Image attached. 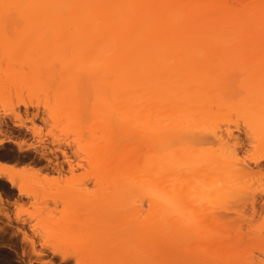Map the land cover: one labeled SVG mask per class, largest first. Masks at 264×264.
Listing matches in <instances>:
<instances>
[{"label":"bare ground","instance_id":"1","mask_svg":"<svg viewBox=\"0 0 264 264\" xmlns=\"http://www.w3.org/2000/svg\"><path fill=\"white\" fill-rule=\"evenodd\" d=\"M0 53L10 60L7 72L23 71V61L43 68L44 97L50 90L59 100L50 103V120L90 135L78 141L90 165L79 183L2 154L0 185L41 205L57 201L62 184L90 183L119 199L117 207L102 197L78 203L107 217L97 231L130 232L143 254L153 244L212 235L237 249L232 263L264 264V0H0ZM25 71L0 75L2 105L33 96L38 78ZM13 125L37 132L34 123ZM5 128L0 117V147L41 151ZM246 143L251 159L240 148ZM6 192L0 204L10 201ZM11 219L1 207L0 232L15 229L30 242ZM52 236L45 247L63 261L75 256Z\"/></svg>","mask_w":264,"mask_h":264},{"label":"rangeland","instance_id":"2","mask_svg":"<svg viewBox=\"0 0 264 264\" xmlns=\"http://www.w3.org/2000/svg\"><path fill=\"white\" fill-rule=\"evenodd\" d=\"M0 60H1L0 65L2 67V68L0 67V75L4 77H6L8 74L9 75H15L17 73L19 74L25 70H26L25 72H28L30 70L32 71V68H33L31 67L30 69L26 65H23L25 64L23 61V63H21L22 65H20V66H23V71L20 70L21 72H19L18 68L20 69V67L17 64L18 67H15L16 68L15 70H12L11 68L10 70L12 72L11 71L7 72L9 67L5 68L4 62H5V65L9 66V64H11L9 63L10 60H8V58H6V56L1 53H0ZM44 71L45 70H43V68L42 70L41 68H39L38 71H35L33 69L32 73H34L33 76L35 75L37 76L36 78H38L40 77V74L41 76H44ZM14 72H17V73H14ZM40 78H38L36 83L32 82L34 86L36 85L37 86L31 89L33 90L36 89L37 91L32 90L34 93H32L33 96H31V94L29 95L31 96V98L33 97V99H31L30 102H28L30 99H28L29 96L25 92H24L25 96H23V94H22L23 97L21 96L22 100L24 98V102L20 101L19 103V100L17 99V97H15V101L18 100V102L15 103V101L13 100L14 99L13 97L15 95H13L11 98L12 103L9 104L10 106L8 105L9 102H7V104L6 102H3L5 106L2 105V103L0 102V105L2 107L4 106L3 108L0 106V109L2 108L0 110V117H4L5 121L7 122L8 127L10 128V129L5 128V130H7L6 131V133L8 134L7 136H10V138L12 139L21 138L22 140L26 141L25 142L26 144L27 143H33L35 145L37 144V146L39 147V150H41L40 151L41 154H39L40 152L39 153L32 152L31 149H25L23 151L17 152V149L15 150L16 147H14L13 144L5 143L3 146L0 147V155L3 154V157L6 160L10 159L9 161L11 162H14L13 160H15V162L18 161L17 162L18 166H23L22 164H24V166L29 165L31 167L38 168L41 172H46L48 174H52L56 176L58 175L59 172H61L63 176L64 175L66 176L64 177L66 178L68 182H69L68 179L70 178V180H73V182L75 181L74 183H76V181L79 183L81 179L85 175L89 174L90 172V165L88 162L89 158L83 152H80V149H79L80 148L79 142L81 143L82 136L83 137L88 136L87 138L90 137V135L88 134L89 131L86 130L88 135L87 134L85 135V133H83L85 136L83 134H80L82 135L80 136L79 135L80 129L78 130V128L73 126V124H71L72 127L70 126V124L68 125L69 127H66L67 124L65 123L66 121L68 122V120L66 119H64L66 121L62 119V121H64L63 123H61L62 121H60L59 124L57 122V124L54 125L55 123H53L52 120H50V118L48 117V114H50L48 109L53 108L52 106L50 107V103H53V102L55 103L56 101H58L59 103V100H56L53 98L54 95L53 96L51 95L53 94V92L51 93L50 90H49V93H50L49 95H48V90H46L47 97L46 95L44 97L43 90L45 88H44V85L41 86V84L43 83V81L41 80H45V79H43L44 77L42 79ZM17 79H20V77L18 76ZM17 81L19 82V80ZM40 81L42 83H40ZM38 82L40 84H38ZM37 87H41V88H37ZM11 88L13 89L14 87H11ZM40 89L42 91H40ZM35 92L37 93V95ZM44 93H45V90H44ZM50 95H51V98H49ZM25 98L28 101L25 100ZM47 98L48 100H46ZM37 99L40 101L38 102ZM42 101L43 102L49 101L48 102L49 104L46 102L49 106L46 103L42 104ZM60 102L61 104L63 103L62 100H60ZM56 103H55V106H56ZM6 105L9 106V108L11 107L10 111L8 107L6 108ZM22 105H27V108L23 107ZM43 105L45 108L43 107ZM78 112L82 113L79 110ZM6 113H8L7 117L4 115ZM13 123L24 124L27 126L34 123L37 127V132L36 134L32 135L30 131L25 130L26 129L25 127H15ZM89 123L90 122H88V125L86 126L84 125V127L85 128L87 126L89 127ZM71 128L74 130H72ZM76 130L77 132H79L78 134ZM78 137L80 140H77ZM55 138L56 139L58 138V139L52 142V139L54 140ZM83 139H86V138H83ZM26 144L24 145V147H26ZM40 146H41V149H40ZM240 148L241 150L244 149L242 151L244 154L243 156H245V158L247 159H251L252 153L249 152V147L247 143L245 145L244 144L241 145ZM70 167L72 168L71 171L69 170ZM73 182L69 183L70 186H68V183H67L66 185L62 184L60 188H57L58 192L55 193L56 194L55 196L56 197L58 196L57 197L58 200L55 201L56 200L55 199L54 200L55 202L48 200V203L46 202L44 203L45 205L44 204L40 205V203L34 204L31 202L29 198H24L23 196L21 198L19 196L17 197L16 190L13 189L11 193L9 189L6 188L5 184L0 185L1 191L2 192L7 191L5 194L6 195L8 194L7 195L9 197L8 200H10L8 203H6V205L0 204V208L1 207L4 208V211L12 218L11 224L13 225L15 224L14 226L16 228H19V229L21 228L20 230L25 229L24 231L26 232L28 231V233L32 235L30 237L32 238L30 239V242L31 244H33L31 245L29 241L26 242L22 240V234L20 232L17 233V231H14L15 229L6 230L5 232H0V264H75L76 259L83 263L85 262L87 264L89 263L90 264L91 263H94V264H137L139 263L141 264L140 262L143 260H140L139 257L141 258V255L143 254V252L141 251L142 250L141 242L138 243V241H140L139 238L134 236V234L132 235V233L130 232L125 233L124 231H121L124 233H119L118 231H115L113 233L110 232L109 234H106V233L103 234L97 231L100 225H102L101 223H104L107 217L105 218L104 215L100 216V214L97 216L91 214V212H93V210L90 211L91 207H93L92 205L91 206L89 205L90 206L89 207L86 203L85 205H87V207H85V209L87 210H85L81 206L83 201L90 202V200L93 198H94L93 199L94 201V200H97L98 197H102V198H106L105 204L108 203L109 205L111 204L110 207L112 206L117 207L116 203H117V200L119 199L116 198L114 195H112L111 197V195L106 194L104 191H100L96 189V187L92 186L90 183L84 185L81 182L78 185L75 184L76 185L75 186L73 185ZM54 192H55V189H54ZM75 195L78 197V199L76 197V200H75ZM114 197L116 200L114 199ZM14 199L21 205L19 204L18 206L17 203H15L14 205L13 204L15 202ZM80 201H81V204L79 205L78 203ZM94 202L93 203L91 202V204H94ZM110 202H113L115 205H113V203H110ZM38 211H40V213H38L39 216L37 215ZM16 213L19 214V217H20L19 221L17 220L14 221L13 219ZM29 215H33V216L29 217ZM46 216H49V218ZM45 221H47V223ZM43 224L45 226H43ZM20 226H23V228ZM33 227H37L38 232L36 229H35L36 231L30 230L31 231L30 232L29 229ZM40 227L42 228L40 229ZM49 235L50 237L54 235V237L52 236V238H56V239L50 238L51 240H53L52 241L53 246L61 247V250L64 252H70V253L75 252V256L68 257L65 261L60 260L61 255H59L58 253L55 254L54 249H51L50 246L45 247L42 243V239L46 241L48 239L47 236ZM210 236L190 237V238H186V240H184L185 239L184 238L180 240L171 241L167 245H163V246H161L160 243L153 244L152 246H150V248H148L149 252H146L147 256H145L144 258L146 260H147V257H148V260L153 259L152 262H150V264L152 263L153 264H226L228 261L226 263L224 262V259H223L224 255H225V258H228V260L238 255L236 248L232 249L233 247H231L227 249L224 247V243L222 244L218 239L214 238L212 235ZM231 238H233V236H231ZM45 241L43 242L45 243ZM136 242L137 244H135ZM51 243H48V244L50 245ZM32 246L34 247L35 253L32 251L33 250ZM36 252H40V254L38 253L37 255ZM233 252L234 254H236L235 256ZM146 253L144 251L143 255H145ZM194 253H197L198 256L197 254L194 255ZM228 253H231V254L228 255ZM155 256H157V259ZM235 259H237V257L234 258V260H231L230 263L235 264V263H232V261L235 262Z\"/></svg>","mask_w":264,"mask_h":264}]
</instances>
